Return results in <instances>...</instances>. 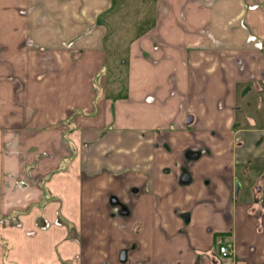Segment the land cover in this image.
Masks as SVG:
<instances>
[{
	"label": "crops",
	"instance_id": "1",
	"mask_svg": "<svg viewBox=\"0 0 264 264\" xmlns=\"http://www.w3.org/2000/svg\"><path fill=\"white\" fill-rule=\"evenodd\" d=\"M115 1L0 0V264H264V0H138L119 96Z\"/></svg>",
	"mask_w": 264,
	"mask_h": 264
},
{
	"label": "rangeland",
	"instance_id": "2",
	"mask_svg": "<svg viewBox=\"0 0 264 264\" xmlns=\"http://www.w3.org/2000/svg\"><path fill=\"white\" fill-rule=\"evenodd\" d=\"M138 0H116L114 2V13L104 17L108 24L110 33V46H106L103 52L98 55L99 58H85L80 61L79 66L84 73L98 76V81H105L108 90V81L110 80V95L123 94V89H118L119 80L125 74L124 65L129 62V46L131 42L148 29L153 21L152 11L148 9L146 16L138 4ZM123 2V5L120 3ZM4 29V28H3ZM114 46V47H113ZM124 63V64H123ZM87 75V74H86ZM79 76V75H78ZM87 79V78H85ZM115 80V81H113ZM118 84V85H117ZM103 87V86H101ZM118 90V91H117ZM116 92V93H114ZM243 103V102H242ZM257 113L260 115V122L264 121V104ZM245 175L244 170H239V177L243 182V189L240 193L241 199L248 197L254 199V187L261 189L264 200V183L257 185L261 178H264V162L259 161Z\"/></svg>",
	"mask_w": 264,
	"mask_h": 264
},
{
	"label": "built area",
	"instance_id": "3",
	"mask_svg": "<svg viewBox=\"0 0 264 264\" xmlns=\"http://www.w3.org/2000/svg\"><path fill=\"white\" fill-rule=\"evenodd\" d=\"M219 251L222 256L227 257L232 255L234 250H233V246L227 244V245H221L219 247Z\"/></svg>",
	"mask_w": 264,
	"mask_h": 264
},
{
	"label": "water",
	"instance_id": "4",
	"mask_svg": "<svg viewBox=\"0 0 264 264\" xmlns=\"http://www.w3.org/2000/svg\"><path fill=\"white\" fill-rule=\"evenodd\" d=\"M239 188H240V184L237 183L236 192H238Z\"/></svg>",
	"mask_w": 264,
	"mask_h": 264
},
{
	"label": "flooded vegetation",
	"instance_id": "5",
	"mask_svg": "<svg viewBox=\"0 0 264 264\" xmlns=\"http://www.w3.org/2000/svg\"><path fill=\"white\" fill-rule=\"evenodd\" d=\"M259 101L262 103V104H264V99H259Z\"/></svg>",
	"mask_w": 264,
	"mask_h": 264
}]
</instances>
